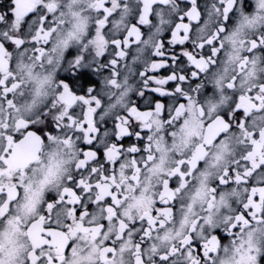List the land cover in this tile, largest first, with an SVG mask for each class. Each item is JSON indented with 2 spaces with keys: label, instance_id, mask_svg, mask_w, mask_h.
Returning <instances> with one entry per match:
<instances>
[{
  "label": "snow or ice",
  "instance_id": "6c2138e0",
  "mask_svg": "<svg viewBox=\"0 0 264 264\" xmlns=\"http://www.w3.org/2000/svg\"><path fill=\"white\" fill-rule=\"evenodd\" d=\"M0 264H264V0H0Z\"/></svg>",
  "mask_w": 264,
  "mask_h": 264
},
{
  "label": "flooded vegetation",
  "instance_id": "af4514ba",
  "mask_svg": "<svg viewBox=\"0 0 264 264\" xmlns=\"http://www.w3.org/2000/svg\"><path fill=\"white\" fill-rule=\"evenodd\" d=\"M81 72L83 73L85 79L91 80L93 82L89 86H95V84L98 83L97 78L95 76H92L87 70H81ZM61 75H62V78H66L70 76V74H63V73Z\"/></svg>",
  "mask_w": 264,
  "mask_h": 264
}]
</instances>
